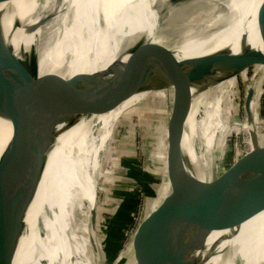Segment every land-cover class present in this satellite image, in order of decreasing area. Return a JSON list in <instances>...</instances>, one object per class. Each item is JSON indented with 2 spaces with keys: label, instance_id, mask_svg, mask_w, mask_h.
Listing matches in <instances>:
<instances>
[{
  "label": "bare ground",
  "instance_id": "bare-ground-1",
  "mask_svg": "<svg viewBox=\"0 0 264 264\" xmlns=\"http://www.w3.org/2000/svg\"><path fill=\"white\" fill-rule=\"evenodd\" d=\"M215 1L222 11L212 19L205 17L209 21L199 25L202 29L196 36L191 35L176 43L174 39L183 38L186 28H197L196 19L193 16L185 23H177L172 30L168 29L170 25L160 27L161 12L155 10V0H13L0 5V13H4L5 41L0 54V72L22 54L27 55V64L39 59V77L56 75L68 79L75 74L103 72L117 62L126 64L131 59L128 50L145 40L160 47L167 45L172 57L169 62L190 61L192 67L187 76L192 78L208 73L218 64L224 51L231 50L237 54L242 36H247V45L262 51L256 15L263 0ZM45 14H49L51 20L42 25ZM257 68L259 72L256 77L260 78L264 66ZM232 81L228 80L204 92L192 90V107L183 126L187 130H182L180 136H183L188 159L193 164V174L202 181L207 182L215 175V167L211 166L209 173H206L205 165L195 153V143L199 142L198 147L201 146L202 151L209 154L212 164L214 154L207 149V145L211 139L215 151L223 148L221 143L226 132L221 124L223 90L231 87ZM152 93L110 103L100 113L82 112L73 122L56 128L58 134L49 151L44 175L14 245L16 255L13 264H37L44 259L49 264H72L74 260L89 264L93 253V264H104L102 257L97 256L100 241L96 238L95 169L98 166L95 163L101 154L106 153L105 144L112 135L113 120L143 104ZM155 95L157 102L162 103L161 91H156ZM246 115L248 125L244 130H252L249 132L251 138L254 136L255 141L251 139L253 147L256 143L263 145V138H258L253 130L255 119L259 118V115L256 116L254 90ZM186 133L188 138L184 135ZM11 137V123L0 119V158ZM49 185L53 188L45 195V188L47 186L49 189ZM176 196L192 200L200 194L191 187L182 186ZM161 212L166 215L162 228L167 240L189 242L207 217L204 210L179 212L163 207ZM52 213L50 225L48 215ZM92 213L95 214L93 223ZM78 214L82 215L80 220H76ZM41 223L48 229H59L56 233L53 231L54 234L46 231V237L40 240L46 245L44 255L28 262V249ZM170 225L172 227L168 233ZM77 233L81 234L78 239ZM189 249L187 246L180 257L185 258ZM199 260V264H264V212L240 227L213 232L207 238Z\"/></svg>",
  "mask_w": 264,
  "mask_h": 264
},
{
  "label": "water",
  "instance_id": "water-1",
  "mask_svg": "<svg viewBox=\"0 0 264 264\" xmlns=\"http://www.w3.org/2000/svg\"><path fill=\"white\" fill-rule=\"evenodd\" d=\"M11 1L0 0V5ZM3 14L0 13V54L5 46ZM256 23L262 51L247 45V36H242L240 51L237 54L224 51L218 64L201 77L189 78L190 61L169 62L172 57L167 49L145 40L128 51L131 59L126 64L117 62L103 72L80 73L68 79L56 75L39 77V59L27 64L26 54L1 71L0 119L11 123L12 137L0 158V264L14 263V245L36 197L49 151L58 134L57 127L73 122L82 112L100 113L110 103L127 101L146 92L165 91L171 100L165 123L166 140L176 138L190 114L193 89L204 92L237 79L238 90L239 84L246 82L240 77L243 73L249 86L253 84L257 66H264V0L258 8ZM252 93V89L246 91V114ZM156 144L148 149V166L137 164L136 175L135 170L133 174L119 173L137 183L124 264L129 261L132 264H199V254L213 232L240 227L264 212V144L256 143L249 153L214 173L207 182L196 178L186 163L168 158L164 174L152 158L151 150ZM157 174L200 194L192 200L171 196L163 204L165 209L179 212L207 211L206 220L189 242L164 238L160 211L163 207L147 213V203L157 198L159 184L154 178ZM51 188L46 186L44 194ZM187 246L190 247L188 255L180 257Z\"/></svg>",
  "mask_w": 264,
  "mask_h": 264
},
{
  "label": "rangeland",
  "instance_id": "rangeland-1",
  "mask_svg": "<svg viewBox=\"0 0 264 264\" xmlns=\"http://www.w3.org/2000/svg\"><path fill=\"white\" fill-rule=\"evenodd\" d=\"M158 3L159 5H157ZM154 8L157 12H161L159 18L160 27L165 28L170 25L169 30L176 28L177 23H185L193 16L196 19L197 28H186L183 38L174 39L176 43L191 35L196 36L197 32L202 29L199 28V25L204 21L206 23V18L212 19L222 11V8H220L215 0H171L169 3L167 0L163 2L155 0ZM202 13L203 15L200 16ZM50 20L49 14H45L42 25H45ZM162 47L168 48L167 45H163ZM131 48L128 51L133 49ZM261 70H264V68ZM258 72V70L255 72V80L251 86H249V81L245 78V73H243L240 77L243 82H246L244 84L240 83L238 90L236 89L237 79H233L231 87L228 86L223 90L224 102L222 105L223 115L221 124L226 132L222 139L221 148L222 146L223 148L221 151L220 149L215 151L216 147H212L211 139L208 142L207 147L209 148L207 149L214 154L212 164L209 154L203 152L201 146L198 147L199 142L195 143V153L198 159L205 165L207 174L211 166L212 168L215 167V173L220 170L222 171L230 162H233L236 153L242 151L249 153L253 148L252 140H255L253 139V135L251 138V133L249 132H252V130H244L246 125H248L245 112V97L248 89L254 90L256 116L259 115V118L255 119L253 130L254 132L256 131L258 138L262 137L264 140V71L259 74L260 78L256 77ZM168 91L172 96V89ZM161 93L162 103L160 101L157 102V95L154 92L149 95L143 104H139L140 106L128 110V114L124 113L113 120L112 135L105 144L106 153L101 154L100 159L95 163V166H98L95 169V183L97 184L96 230L98 235H96V238L100 241L99 254L97 256L102 257L104 264H124V258L127 257L129 249L127 241L134 215L131 197H134V202L136 199L137 183L136 180L122 177L119 173L133 174L135 170L137 174V164L142 167L148 166V149L156 144V138H158L157 144L151 150L153 152L152 158L158 166L162 167L164 174L166 170V158L176 163H186V167L192 168L193 164L188 159L189 156L185 149L183 136L181 137L179 134L176 138H172V140H166L165 123L170 112L171 100L169 96L166 97L165 91H161ZM186 130V128L183 129V131ZM188 133L184 134L187 135L186 138L189 137ZM154 178L159 184L157 198L147 203V213L159 210L167 199H170L171 196H176L182 188L179 182L171 180L169 177H163L161 174L155 175ZM163 198L165 199L163 200ZM53 215L54 213L48 215V224L50 225L52 224L50 220L53 219ZM81 216L78 214L76 220H80ZM165 217L166 215L161 212L162 225ZM171 227L172 225L169 226L168 233ZM58 229L59 227L55 231L52 228L48 229L44 223L38 226L37 236L35 234L36 238L30 243L28 249V262L30 259L34 260V258L38 260L44 255L43 249L46 245L44 246L40 240L46 237V231L48 230L49 234H54ZM162 233L165 238L163 228ZM80 236L81 234H76L77 239ZM48 239L46 238V240ZM121 251L125 252V254L121 253ZM91 255L92 259L88 260L89 264H93L94 260V253ZM77 258L79 257L77 256ZM78 263V261L74 260L72 264ZM37 264H49V262L44 259L38 261ZM128 264H132L131 261Z\"/></svg>",
  "mask_w": 264,
  "mask_h": 264
},
{
  "label": "built area",
  "instance_id": "built-area-1",
  "mask_svg": "<svg viewBox=\"0 0 264 264\" xmlns=\"http://www.w3.org/2000/svg\"><path fill=\"white\" fill-rule=\"evenodd\" d=\"M246 154H247L246 151L238 152V153H236L234 160H238L239 158L243 157Z\"/></svg>",
  "mask_w": 264,
  "mask_h": 264
},
{
  "label": "trees",
  "instance_id": "trees-1",
  "mask_svg": "<svg viewBox=\"0 0 264 264\" xmlns=\"http://www.w3.org/2000/svg\"><path fill=\"white\" fill-rule=\"evenodd\" d=\"M264 104V103H263ZM135 174H136V172H135ZM132 198V201H131V205H132V208L134 207V210H135V206H136V199H135V201L133 202V196L131 197Z\"/></svg>",
  "mask_w": 264,
  "mask_h": 264
}]
</instances>
